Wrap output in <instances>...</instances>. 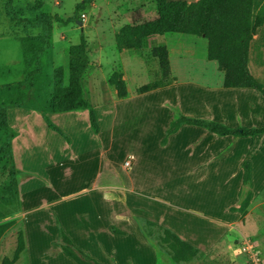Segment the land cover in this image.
<instances>
[{"label": "rangeland", "instance_id": "1", "mask_svg": "<svg viewBox=\"0 0 264 264\" xmlns=\"http://www.w3.org/2000/svg\"><path fill=\"white\" fill-rule=\"evenodd\" d=\"M86 1L12 0L19 19L32 24L41 15L54 19L52 36L45 40L41 29L18 24L9 13V0H0V225L12 223L0 238V264L5 258L13 264H46L50 260L54 264L60 258L66 259V264H75L61 251L60 242L57 244L60 237L51 218L44 219L39 212L24 229L30 247L17 257L19 238L24 236L20 191L21 187L25 189L22 182L28 178L21 168L19 139L26 128V114L30 121L37 119L48 131L54 130L44 117L56 128L79 131L93 130L91 110L96 115L98 130L107 140L109 172L116 183L127 180L128 173L123 166L132 162L131 155L138 141L145 140L146 145L140 144L144 168L138 182L135 181L138 188L153 194L157 206H164L159 201L184 205L205 216V223L199 224V228L180 221L183 228L174 225L201 251L190 262L173 260L169 248L161 242L163 223L141 227L144 237L155 247V254L149 251L143 256V251L137 255V251L113 247L118 254L110 256L108 261L100 255L99 259L92 258L101 264H107L104 260L108 264H252L245 250L247 243L264 262V136L224 137L201 127L183 126L170 146L162 145L170 123L180 115L220 122L231 128L263 126L262 93L255 89H225L224 73L219 71L216 62L207 59V47L201 45V40L196 36L170 34L168 51L175 80L161 87L158 94L139 96L137 90L141 86L162 82L159 62L152 55L150 42L142 51H119L116 38L127 26L136 27L157 19L158 0ZM82 4L83 8L77 10ZM258 13L264 16V0ZM83 42L89 66L81 84L89 109L77 111H84L85 117L78 124L61 122L58 119L63 116L52 109L57 72L63 71V88L68 90L72 61ZM249 66L264 86V24L250 44ZM112 71L127 77L130 99L117 97L115 88L108 83L112 76L108 73ZM3 120L8 125L6 130ZM184 146L189 149L185 150L186 154ZM191 148L199 151L203 187H198L195 181L186 183L176 174L179 169L175 165L184 160ZM246 161L251 163L250 186L244 183ZM28 186L36 202L50 197L51 193L40 191L38 184ZM249 192L252 197L243 215L240 209ZM41 223L44 224L41 226ZM201 225L205 227L203 231ZM212 227L215 233L208 232Z\"/></svg>", "mask_w": 264, "mask_h": 264}, {"label": "crops", "instance_id": "2", "mask_svg": "<svg viewBox=\"0 0 264 264\" xmlns=\"http://www.w3.org/2000/svg\"><path fill=\"white\" fill-rule=\"evenodd\" d=\"M169 35L151 37V39H148L150 41H145L144 48H147L148 42H150L152 49L163 45L169 48V37H167ZM196 37L201 40V45L204 44L208 48V41L204 36ZM196 43L199 44V42ZM113 73L114 71L108 73V76L110 77ZM126 78L124 75L125 80H127ZM128 90L129 96L126 99L131 97V90L129 88ZM158 92L159 89L139 96L149 94L153 96ZM26 112L30 111L27 110ZM83 112L60 113L63 117L58 120L78 124L81 119L85 118ZM24 119L26 120V128L19 139L21 168L28 175V178L22 182L23 187H26L25 189L21 187L20 191L23 230L26 226L31 225L34 220L32 217L37 216L39 212L40 217L44 216V219L51 218L56 233L59 235L60 230H63L76 248L96 259H99L98 255H100L107 261L110 256L118 254L114 248L123 251H137V255H142L141 251H143V256H147L149 251H153L155 247L144 237L141 231V227L145 224L163 223L162 229L174 231L184 241L195 247L194 243L180 234L175 227L183 228L178 223L180 221L182 224H191L195 228H199V224L205 223V216H200L198 212L184 205L179 207L159 201L164 206H157V198L153 194H149L147 190L138 188L135 183L144 168L143 158L139 154L141 151L140 144L145 142L146 145L145 140L140 139L141 141L139 140L134 146L131 155V171H128L130 168L126 169L123 166L128 173L127 180H121V184H118L117 181L115 182L112 179L113 175L109 172L107 161L109 159V147L107 140L102 137V131L96 133L91 129L68 131L58 128L59 133L43 129L37 119L30 121L28 114L24 116ZM180 131L170 136V142L164 147L170 146L171 142L178 138ZM191 149L192 151L187 152L190 156H184V160L179 162L178 166L175 165L179 169L176 174L186 183L195 181L198 187H203V169L202 161L198 156L199 151L195 148ZM185 150H189L188 147L184 146V153L186 154ZM193 150H196V152H193ZM194 153H196V156H193ZM148 167H151V161L148 163ZM34 184L39 185L37 187H40V191L51 193L49 194L50 197L41 198L39 202L32 199L33 195L29 193L28 189L30 187L28 185ZM71 185L73 186L71 187ZM23 193H25V196H23ZM194 216L201 217V221L198 219L193 220L192 217ZM173 219L177 220L178 225H176L177 223L174 224ZM43 224L41 223V226ZM202 228L205 227L201 225ZM212 228V231H208L209 233H215L214 227ZM216 228L219 233L218 227ZM24 239L25 252H27L30 245L28 246L26 230H24ZM59 240L57 244H59ZM54 243H56L55 240ZM110 250L113 252H110ZM58 251L60 250L58 249ZM67 258L70 259L68 256ZM60 259L56 260L54 264L68 263L66 259ZM50 261L46 264H52L49 263ZM107 261L104 260V263L108 264Z\"/></svg>", "mask_w": 264, "mask_h": 264}, {"label": "trees", "instance_id": "3", "mask_svg": "<svg viewBox=\"0 0 264 264\" xmlns=\"http://www.w3.org/2000/svg\"><path fill=\"white\" fill-rule=\"evenodd\" d=\"M94 0H87L92 3ZM261 0H197V1H170L158 0V18L136 27L123 28L116 38L119 51L134 50L142 51L144 43L151 37H162L166 34H189L204 36L208 41L207 59L218 64L219 71L224 73L225 89H255L264 96V86L250 71V44L257 34L258 29L264 24V16L258 13ZM8 10L12 18L18 24L28 28L42 30L46 40L52 36V24L54 19L50 16L41 15L36 23L19 19L16 10L12 6V0L8 2ZM83 8V4L77 10ZM60 22L63 20L59 19ZM48 42V41H47ZM46 42V43H47ZM152 55L158 60L162 71V82L148 83L137 90L138 95H143L161 87L167 86L175 79L170 69V56L168 48L163 45L154 47ZM89 61L86 55V43L83 42L74 55L68 90L63 88V71L57 72L56 94L52 109L55 113L77 112L89 109L83 95L81 78L88 69ZM108 83L115 88L119 99H126L129 90L126 80L121 72H114ZM47 125L60 133L49 120L44 117ZM90 122L94 132H98V124L95 113L90 111ZM196 126L208 130L211 133L224 137H257L264 136V125L261 127H238L231 128L215 121L193 118L185 115L178 116L169 125L166 137L162 145L168 143V138L177 134L183 126ZM3 128L8 129L5 120ZM244 183L250 186L252 181L251 163H244ZM251 193L240 210L245 215V210L251 200ZM12 223L0 225V238L7 232ZM60 247L66 256L76 264H101L87 253L76 248L72 240L60 230ZM161 242L165 244L176 262H190L200 256L201 251L192 244L184 241L170 229H163ZM25 249V239L19 238L17 257ZM2 264H13L9 258H5Z\"/></svg>", "mask_w": 264, "mask_h": 264}, {"label": "built area", "instance_id": "4", "mask_svg": "<svg viewBox=\"0 0 264 264\" xmlns=\"http://www.w3.org/2000/svg\"><path fill=\"white\" fill-rule=\"evenodd\" d=\"M132 166V162H126L125 168L128 169ZM245 250L247 251L252 264H264V262L261 260L260 255L256 253L255 249L246 243Z\"/></svg>", "mask_w": 264, "mask_h": 264}]
</instances>
